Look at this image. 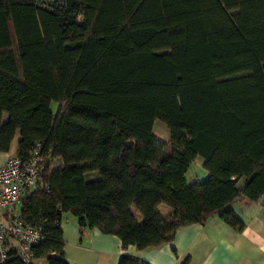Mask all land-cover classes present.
<instances>
[{
	"label": "trees",
	"instance_id": "1",
	"mask_svg": "<svg viewBox=\"0 0 264 264\" xmlns=\"http://www.w3.org/2000/svg\"><path fill=\"white\" fill-rule=\"evenodd\" d=\"M15 139L24 160L43 142L18 208L42 230L35 259L71 264L67 212L124 249L213 216L242 231L233 205L264 195V0H0V149ZM198 156L208 177L189 182Z\"/></svg>",
	"mask_w": 264,
	"mask_h": 264
},
{
	"label": "crops",
	"instance_id": "2",
	"mask_svg": "<svg viewBox=\"0 0 264 264\" xmlns=\"http://www.w3.org/2000/svg\"><path fill=\"white\" fill-rule=\"evenodd\" d=\"M17 151V139L10 150L0 149V165ZM235 213L245 221L242 231L234 229L220 216H213L204 224L183 227L173 242L157 247L138 249L122 247L114 234H105L97 228L82 232L77 219L63 224L67 241L65 256L71 264H117L124 253L134 254L153 264H165L162 255L169 256L173 264H264V195L258 200L240 198L233 205ZM186 261V262H185ZM34 264H49L43 258Z\"/></svg>",
	"mask_w": 264,
	"mask_h": 264
},
{
	"label": "built area",
	"instance_id": "3",
	"mask_svg": "<svg viewBox=\"0 0 264 264\" xmlns=\"http://www.w3.org/2000/svg\"><path fill=\"white\" fill-rule=\"evenodd\" d=\"M44 160L43 142L39 141L28 159L14 155L0 165V261H5L13 248L25 263L35 261L33 246L43 233L18 208L25 193L40 183Z\"/></svg>",
	"mask_w": 264,
	"mask_h": 264
},
{
	"label": "rangeland",
	"instance_id": "4",
	"mask_svg": "<svg viewBox=\"0 0 264 264\" xmlns=\"http://www.w3.org/2000/svg\"><path fill=\"white\" fill-rule=\"evenodd\" d=\"M56 104L57 103L52 104L53 109H56ZM153 134L162 141L168 142L171 139V132H170L167 124L160 119H157L154 123ZM60 164H61V162L59 160H55L52 163V166L55 168V167L59 166ZM207 177H208V171L204 167V158L201 156H198L196 158V160L192 163V165L190 166V168L187 172V180L189 182H193L196 180L202 181V180L206 179ZM40 186L41 185L39 183L37 185V187H40ZM161 209L165 212H168L170 210V207L163 204L161 206ZM134 211H135V214L138 217V219H141L142 217H141V214L138 211V209H135ZM75 221H76V217L72 213L67 212L64 215V218H63V224L64 225H66L67 223H74ZM151 249L152 248H150V250H148V251H151ZM170 259L171 258L169 256H166V255H162V257H161V260L166 262L165 264H173V263H168V261H170Z\"/></svg>",
	"mask_w": 264,
	"mask_h": 264
}]
</instances>
